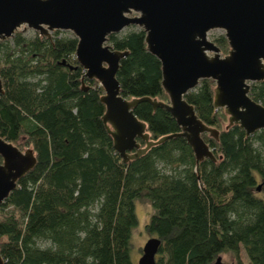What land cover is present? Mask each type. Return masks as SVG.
<instances>
[{
    "label": "trees",
    "instance_id": "16d2710c",
    "mask_svg": "<svg viewBox=\"0 0 264 264\" xmlns=\"http://www.w3.org/2000/svg\"><path fill=\"white\" fill-rule=\"evenodd\" d=\"M209 38L227 52L223 31ZM107 43L128 50L116 72L123 96L168 100L160 60L146 48L142 28L112 32ZM76 45L75 35L61 29L0 39V136L36 156L0 203L3 264H136L137 198L154 209L145 231L161 240L156 264H210L224 251L245 264L242 247L251 264H264V128L250 135L236 123L225 129L214 80L201 78L185 97L218 129L219 141L202 133L217 161H197L181 135L125 161L100 117L103 87L86 77L87 89L80 87ZM249 94L264 105V79L251 82ZM133 112L151 138L180 130L164 107L140 101Z\"/></svg>",
    "mask_w": 264,
    "mask_h": 264
},
{
    "label": "water",
    "instance_id": "95a60500",
    "mask_svg": "<svg viewBox=\"0 0 264 264\" xmlns=\"http://www.w3.org/2000/svg\"><path fill=\"white\" fill-rule=\"evenodd\" d=\"M23 24L46 36L54 29L75 35V57L84 69L80 87H88L83 77L96 79L103 87L100 100L105 109L100 117L125 161L178 135L186 138L197 161L205 157L217 161L202 133L219 141V131L206 124L185 97L201 78L214 80L213 102L227 115L225 129L236 123L250 135L264 128V105L249 94L251 82L264 79V0H0V39L11 37ZM129 25L145 31L146 48L160 60L167 101L121 94L116 72L128 50L112 48L107 36ZM212 29L223 30L229 45L226 53L221 54L209 38ZM140 101L150 102L153 110L164 107L180 130L151 138L147 124L133 112ZM0 157L1 203L34 166L36 156L32 147L23 149L0 136ZM196 175L199 179L197 171ZM160 241L149 236L136 264H156ZM210 264L225 263L218 255Z\"/></svg>",
    "mask_w": 264,
    "mask_h": 264
},
{
    "label": "rangeland",
    "instance_id": "374dc122",
    "mask_svg": "<svg viewBox=\"0 0 264 264\" xmlns=\"http://www.w3.org/2000/svg\"><path fill=\"white\" fill-rule=\"evenodd\" d=\"M135 26L136 25L126 26L119 32L120 33L125 32L131 28H134ZM61 30H65V29H61ZM15 31H21L26 36H31L35 34L37 30L23 24V25H20ZM216 31H223V30L222 29H212L209 31V34L212 32H216ZM63 32L66 33V31H62L60 32V34ZM52 33H53V30L50 31V34ZM224 53L225 52L221 51V54H224ZM227 123H228V120L224 122V124H227ZM24 148L25 147H23V149ZM153 211L154 209L148 200L141 199V198L135 199V212L137 216V224L133 227L132 234H131V242L133 243V246L131 248V257L135 263H137L138 257L141 254L138 248L142 246L144 242L146 241V239L150 236V234L145 231V223L149 220V217L153 213ZM43 244H46V242H44ZM219 255L221 256L222 262H224L225 264H237V258L234 256V254L231 251H224L220 253ZM240 258L245 264H251L248 261L247 255L243 247L240 250Z\"/></svg>",
    "mask_w": 264,
    "mask_h": 264
}]
</instances>
